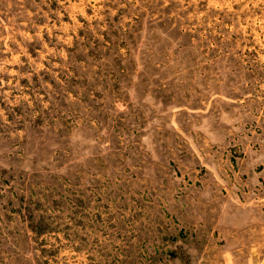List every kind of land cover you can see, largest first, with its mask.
I'll return each instance as SVG.
<instances>
[{
    "label": "rangeland",
    "instance_id": "rangeland-1",
    "mask_svg": "<svg viewBox=\"0 0 264 264\" xmlns=\"http://www.w3.org/2000/svg\"><path fill=\"white\" fill-rule=\"evenodd\" d=\"M264 264V0H0V264Z\"/></svg>",
    "mask_w": 264,
    "mask_h": 264
},
{
    "label": "crops",
    "instance_id": "crops-1",
    "mask_svg": "<svg viewBox=\"0 0 264 264\" xmlns=\"http://www.w3.org/2000/svg\"><path fill=\"white\" fill-rule=\"evenodd\" d=\"M259 264H261V263H259Z\"/></svg>",
    "mask_w": 264,
    "mask_h": 264
}]
</instances>
